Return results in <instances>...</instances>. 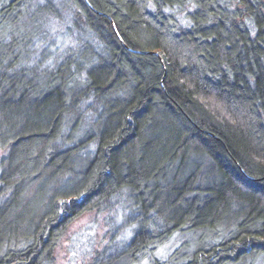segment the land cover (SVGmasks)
<instances>
[{
  "label": "trees",
  "instance_id": "1",
  "mask_svg": "<svg viewBox=\"0 0 264 264\" xmlns=\"http://www.w3.org/2000/svg\"><path fill=\"white\" fill-rule=\"evenodd\" d=\"M69 1L94 43L44 68L50 2L0 0V264H54L75 218L117 207L130 241L102 264H258L264 0ZM175 236L194 245L162 261Z\"/></svg>",
  "mask_w": 264,
  "mask_h": 264
},
{
  "label": "rangeland",
  "instance_id": "2",
  "mask_svg": "<svg viewBox=\"0 0 264 264\" xmlns=\"http://www.w3.org/2000/svg\"><path fill=\"white\" fill-rule=\"evenodd\" d=\"M39 1L42 5H49L50 2V5L41 9V17L36 19L30 32L32 36L28 41V45H30L27 56H31L30 61L32 63L42 60V67H55L57 63L64 61L67 55L75 53L76 49L79 48V43L83 41L94 43L89 33H84L83 30L80 32L76 28L73 22L75 17L74 8L69 0ZM79 35L84 38L81 37L80 40ZM94 48L98 50L99 46L96 45ZM95 54L98 55L94 59L98 61L100 56L98 51ZM97 114L98 111L93 112L89 120L85 118L87 120L85 124L79 125L81 129L83 128L84 134H94L95 126L93 124L96 121ZM121 212L122 210L119 207L106 212L86 211L75 218L68 226V232L56 250L53 263L95 264V261L98 260V264H102L118 254L123 245L130 241V236L126 239L129 233V225L126 227V224H121L123 221ZM184 237L190 239L186 235ZM183 241V237L175 236L171 241L162 245L161 249L157 251V257L162 261L169 260L177 253L173 263L184 261L185 254L190 251L194 242L187 245ZM170 260L172 261V259ZM258 262V264H264V259ZM249 263L251 262L244 264ZM114 264H123V262ZM132 264H152V261L143 258L141 261Z\"/></svg>",
  "mask_w": 264,
  "mask_h": 264
}]
</instances>
